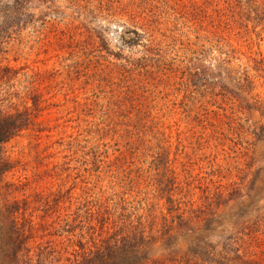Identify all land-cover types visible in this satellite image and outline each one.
Returning <instances> with one entry per match:
<instances>
[{
	"label": "rangeland",
	"instance_id": "obj_1",
	"mask_svg": "<svg viewBox=\"0 0 264 264\" xmlns=\"http://www.w3.org/2000/svg\"><path fill=\"white\" fill-rule=\"evenodd\" d=\"M227 2L0 0V111L34 117L3 145V182L35 262L45 247L41 264L73 261L99 232L86 211L107 210V228L122 206L129 220L165 214L156 186L171 175L195 217L264 169L260 116L227 94L246 73L264 108V16ZM77 208L90 223L66 233ZM234 230L236 251L264 264V223Z\"/></svg>",
	"mask_w": 264,
	"mask_h": 264
},
{
	"label": "trees",
	"instance_id": "obj_2",
	"mask_svg": "<svg viewBox=\"0 0 264 264\" xmlns=\"http://www.w3.org/2000/svg\"><path fill=\"white\" fill-rule=\"evenodd\" d=\"M227 1L230 8H240L244 3L248 7L247 12L264 16V0ZM240 13L244 14L243 11L236 14ZM238 79H234L237 81L234 89L227 94L241 111L259 114L260 119L251 134L257 141L264 142V108L259 107V102L253 97L254 82L246 73H242ZM33 121L34 117L28 110L7 116L0 111V264H41L40 260L47 254L46 247L39 249L37 262L34 261L29 247L33 224L24 218L19 223L17 203L10 201L3 182L4 175L12 169V164L4 157L3 145L30 127ZM176 181V177L171 175L156 186L160 200L165 201V214L148 210L150 212L146 219L137 216L129 220L131 215L125 213L127 207L122 206L117 223L107 228L110 219L107 210L101 213L98 208L92 214L86 211L100 226L99 232L95 238L89 236L88 241H79V254L67 264H188L192 259L204 264H260L236 251L234 242L238 231L234 229L248 225L250 234V229L255 228L258 222L264 223V202L261 198L264 186L258 184H264V169L254 173L248 187L242 192L232 191L226 195L217 192L209 200L206 197L208 202L197 211L195 217L174 196L181 192ZM121 199L126 203L123 197ZM78 211L79 208L75 213L78 223L72 227L66 222V233H72L73 228H79L86 221V218L85 221L81 220ZM254 219H257L256 222L250 224ZM86 222L90 223L88 220ZM242 240L239 236L238 241Z\"/></svg>",
	"mask_w": 264,
	"mask_h": 264
}]
</instances>
